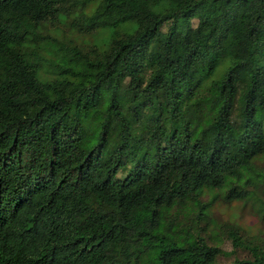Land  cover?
I'll return each instance as SVG.
<instances>
[{
  "label": "trees",
  "instance_id": "16d2710c",
  "mask_svg": "<svg viewBox=\"0 0 264 264\" xmlns=\"http://www.w3.org/2000/svg\"><path fill=\"white\" fill-rule=\"evenodd\" d=\"M216 199L264 219V0H0V264H264Z\"/></svg>",
  "mask_w": 264,
  "mask_h": 264
},
{
  "label": "rangeland",
  "instance_id": "374dc122",
  "mask_svg": "<svg viewBox=\"0 0 264 264\" xmlns=\"http://www.w3.org/2000/svg\"><path fill=\"white\" fill-rule=\"evenodd\" d=\"M67 32V35L76 37V40L81 38L84 40L90 39L87 35L76 34L74 31ZM209 211L213 218L217 220H233L249 232H254L258 228L264 230V219H259L248 204H242L239 201L224 203L216 199L210 204ZM222 247L228 248L227 242H223Z\"/></svg>",
  "mask_w": 264,
  "mask_h": 264
}]
</instances>
